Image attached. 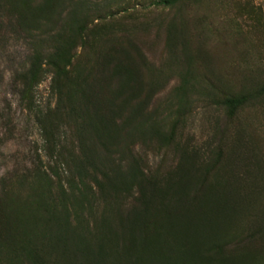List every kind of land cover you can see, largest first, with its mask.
I'll list each match as a JSON object with an SVG mask.
<instances>
[{"label":"rangeland","instance_id":"rangeland-1","mask_svg":"<svg viewBox=\"0 0 264 264\" xmlns=\"http://www.w3.org/2000/svg\"><path fill=\"white\" fill-rule=\"evenodd\" d=\"M78 235L93 264H264V0H0V264H88Z\"/></svg>","mask_w":264,"mask_h":264},{"label":"trees","instance_id":"trees-1","mask_svg":"<svg viewBox=\"0 0 264 264\" xmlns=\"http://www.w3.org/2000/svg\"><path fill=\"white\" fill-rule=\"evenodd\" d=\"M179 1H181V0H155V5L158 7H169V6L175 4ZM65 47L69 48L70 47L69 43H66ZM59 53H61V50H58L57 52L52 53L50 55V59H48L49 61H46V63H47L46 65L50 66L52 71H53L52 81L53 80L58 81L59 79H63V78L67 77L68 72L66 71V66H69V65H67L69 63V61L67 59H65V57H67V55L62 57L61 60L58 59V57L60 55ZM36 55L37 54H33L31 56L32 59L29 61L27 68L23 72V77L21 78L22 82L30 83V87H33L35 85L37 74H38V72H40L41 63H40V60L38 61V58L35 57ZM75 90H77V89L74 87V92H75ZM225 103L227 104V106H230L233 108L235 105L240 104L241 101L228 99L225 101ZM87 158L88 157H85L84 160H86ZM98 175L102 181V184L96 182V180L93 177V180L95 182V186L97 187L98 191L101 192V191H104V185L107 182V186L105 189L108 190V194H110V195H113L114 193H116L119 185H121L122 187H125V186H127V184L129 182H131L133 184L134 181L137 179L134 170H132L130 173H128V175H125V177H123L121 179H119L118 174L115 173L114 171H113V174L107 175L106 171L104 170V172H99ZM80 178L82 179V176L80 174H77L76 175V179H77L76 184H82ZM67 184H68V188H69L68 190H71V192L73 194L76 193L78 197H83L85 195L82 188L78 189L76 184L75 185L73 184L70 187H69V181H67ZM61 194H62V197H61L62 200L65 201V196H64L65 192L61 191ZM63 211L65 212L64 206H63ZM142 221H143V219H140V220L133 223V226L136 229L133 231H137L135 236L138 239H142L143 237L146 236V233H147V229L144 225H142ZM63 225L64 226L67 225L66 221L63 222ZM67 230L69 231L70 229L67 228ZM73 236H74V231L70 233V237H73ZM60 237H61V240L64 241L65 235L61 234ZM79 238H80V236L78 235L77 238H75V241L71 240L72 245H71V247H69V252H70V254L74 255V257L77 258V256L80 255L84 261H87V262L90 261V263H88V264H91V263L93 264L95 260H101V259L106 257L105 254H103V252H102V248H100V247L96 248L95 251H91L89 248L81 247L80 241H77V240H79ZM140 247H142V246L140 245V246L135 247L129 243L126 246L121 247L122 250L120 253L116 252V253H114V255L116 257L125 258V257L131 256L133 254H136L138 252L137 249Z\"/></svg>","mask_w":264,"mask_h":264}]
</instances>
